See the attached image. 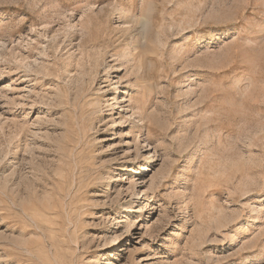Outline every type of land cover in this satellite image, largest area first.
<instances>
[{
  "label": "rangeland",
  "instance_id": "374dc122",
  "mask_svg": "<svg viewBox=\"0 0 264 264\" xmlns=\"http://www.w3.org/2000/svg\"><path fill=\"white\" fill-rule=\"evenodd\" d=\"M0 264H264V0H0Z\"/></svg>",
  "mask_w": 264,
  "mask_h": 264
},
{
  "label": "bare ground",
  "instance_id": "6f19581e",
  "mask_svg": "<svg viewBox=\"0 0 264 264\" xmlns=\"http://www.w3.org/2000/svg\"><path fill=\"white\" fill-rule=\"evenodd\" d=\"M139 169L143 170V172H140V173H144V172L148 171V166L144 165V166L140 167Z\"/></svg>",
  "mask_w": 264,
  "mask_h": 264
}]
</instances>
